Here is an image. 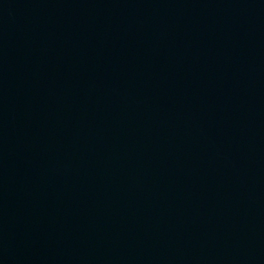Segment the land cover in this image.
Here are the masks:
<instances>
[{
  "label": "water",
  "instance_id": "obj_1",
  "mask_svg": "<svg viewBox=\"0 0 264 264\" xmlns=\"http://www.w3.org/2000/svg\"><path fill=\"white\" fill-rule=\"evenodd\" d=\"M0 264H264V0H0Z\"/></svg>",
  "mask_w": 264,
  "mask_h": 264
}]
</instances>
